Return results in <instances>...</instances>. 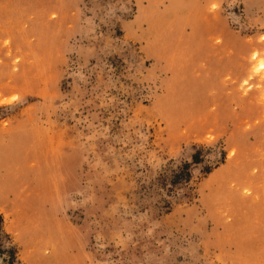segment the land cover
I'll return each instance as SVG.
<instances>
[{"label":"rangeland","instance_id":"obj_1","mask_svg":"<svg viewBox=\"0 0 264 264\" xmlns=\"http://www.w3.org/2000/svg\"><path fill=\"white\" fill-rule=\"evenodd\" d=\"M0 264H264V0H0Z\"/></svg>","mask_w":264,"mask_h":264}]
</instances>
